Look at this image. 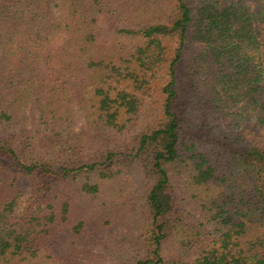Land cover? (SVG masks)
I'll return each mask as SVG.
<instances>
[{
  "label": "trees",
  "instance_id": "16d2710c",
  "mask_svg": "<svg viewBox=\"0 0 264 264\" xmlns=\"http://www.w3.org/2000/svg\"><path fill=\"white\" fill-rule=\"evenodd\" d=\"M134 171L125 264H264V0H0V264H91Z\"/></svg>",
  "mask_w": 264,
  "mask_h": 264
},
{
  "label": "rangeland",
  "instance_id": "374dc122",
  "mask_svg": "<svg viewBox=\"0 0 264 264\" xmlns=\"http://www.w3.org/2000/svg\"><path fill=\"white\" fill-rule=\"evenodd\" d=\"M146 110L148 111L149 108L146 107ZM234 112L235 111H232V113ZM226 113L228 112L226 111ZM232 118L233 117H231V119ZM145 124V122L139 121L138 124H136V126L125 135L123 147H129L130 143H133L134 139H136L143 129L147 127ZM82 128L83 125L79 124L74 128V131L80 133ZM147 183V178L139 171H134L131 177L128 176L121 181L118 186L119 191H123V193L121 192L122 196L120 199L124 200L126 197H131L133 202L130 204V208L138 210L135 211L137 215L135 217V215L130 213H119L117 205L114 206L116 208L114 210L115 212L111 217L105 216L106 220L103 225L101 224L100 234L102 238L100 242L94 243L93 240L91 242L90 240L82 242L84 245L89 246L95 254V257L87 261L88 263L107 264L108 262L114 261L120 262V264H125L126 261L132 263L135 257L141 255L142 251L139 248H141L140 245L143 242L141 239L142 226L139 224L138 220L142 217V195L148 185ZM188 210L195 219L200 218V213L196 209ZM111 212L112 211H110V213ZM106 247H111V249H114L115 251H109L110 254L107 255L106 251L100 250L101 248L106 249Z\"/></svg>",
  "mask_w": 264,
  "mask_h": 264
}]
</instances>
